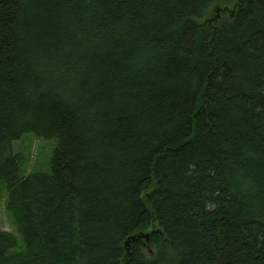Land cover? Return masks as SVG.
<instances>
[{"label":"trees","instance_id":"16d2710c","mask_svg":"<svg viewBox=\"0 0 264 264\" xmlns=\"http://www.w3.org/2000/svg\"><path fill=\"white\" fill-rule=\"evenodd\" d=\"M2 185L0 264H264V0H0Z\"/></svg>","mask_w":264,"mask_h":264},{"label":"rangeland","instance_id":"374dc122","mask_svg":"<svg viewBox=\"0 0 264 264\" xmlns=\"http://www.w3.org/2000/svg\"><path fill=\"white\" fill-rule=\"evenodd\" d=\"M217 8V15L220 14ZM58 144L57 138L45 139L33 133L24 134L19 140L12 143L13 152L20 156V171L28 174L33 171L50 173V161L54 149ZM6 190L2 185L0 195V229L14 233L18 239V248L22 245L21 235L14 223L13 214L5 207Z\"/></svg>","mask_w":264,"mask_h":264},{"label":"bare ground","instance_id":"6f19581e","mask_svg":"<svg viewBox=\"0 0 264 264\" xmlns=\"http://www.w3.org/2000/svg\"><path fill=\"white\" fill-rule=\"evenodd\" d=\"M148 253H149V251H148Z\"/></svg>","mask_w":264,"mask_h":264}]
</instances>
